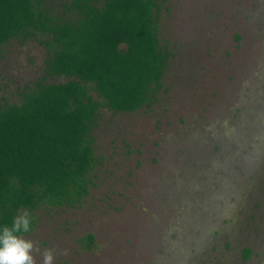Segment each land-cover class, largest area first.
I'll list each match as a JSON object with an SVG mask.
<instances>
[{
    "label": "rangeland",
    "instance_id": "374dc122",
    "mask_svg": "<svg viewBox=\"0 0 264 264\" xmlns=\"http://www.w3.org/2000/svg\"><path fill=\"white\" fill-rule=\"evenodd\" d=\"M156 2L168 62L155 100L99 108L87 194L40 205L23 235L54 264H264V0ZM43 39L3 46L0 101L63 81L45 72Z\"/></svg>",
    "mask_w": 264,
    "mask_h": 264
},
{
    "label": "trees",
    "instance_id": "16d2710c",
    "mask_svg": "<svg viewBox=\"0 0 264 264\" xmlns=\"http://www.w3.org/2000/svg\"><path fill=\"white\" fill-rule=\"evenodd\" d=\"M62 8L51 13L43 0H0V55L8 41L39 33L48 48L46 74L63 79L41 77L19 101H0V229L40 205L78 203L98 162L92 129L99 108L135 111L162 85L168 61L156 0H65ZM83 242L90 248L93 234Z\"/></svg>",
    "mask_w": 264,
    "mask_h": 264
},
{
    "label": "clouds",
    "instance_id": "9594fccd",
    "mask_svg": "<svg viewBox=\"0 0 264 264\" xmlns=\"http://www.w3.org/2000/svg\"><path fill=\"white\" fill-rule=\"evenodd\" d=\"M34 219L32 213L25 210L14 218L11 226L5 225L0 229V264H36L34 251L42 256V264H54L53 249L41 252L32 240L23 235L31 231Z\"/></svg>",
    "mask_w": 264,
    "mask_h": 264
}]
</instances>
